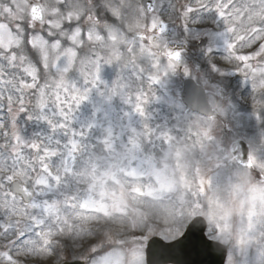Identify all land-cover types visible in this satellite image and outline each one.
<instances>
[{
    "label": "rangeland",
    "instance_id": "374dc122",
    "mask_svg": "<svg viewBox=\"0 0 264 264\" xmlns=\"http://www.w3.org/2000/svg\"><path fill=\"white\" fill-rule=\"evenodd\" d=\"M108 2L120 17L109 11L108 20L99 13L101 22L89 26L90 39L69 70L57 74L50 61L44 73L53 85L63 78L71 89L68 104L55 100L54 89L44 108L33 103L18 117L19 143L0 129V180L12 175L30 184L36 178L31 162L41 155L31 144H39L56 155L48 160L47 195L34 198L56 202L62 215L87 218L81 227H90L100 212L114 214L118 206L143 202L141 193L149 189L177 201L195 194L212 230L209 237L228 246L226 264H264V47L251 54L260 59L243 54V48L264 39V0H205L206 8L200 0H156L150 13L141 0ZM224 3L231 6L221 18L216 8ZM189 7L196 10L185 17ZM161 21L166 29L153 33ZM137 33L154 35L158 47ZM238 36L247 42L233 51ZM173 48L187 58L185 67L164 54ZM185 78L207 90L217 117H202L182 104ZM77 90L83 97L78 101L71 98ZM7 120L0 112V121ZM235 138L250 144L251 169L238 165L229 152ZM21 200L16 195L18 208ZM46 239L60 256L80 255L72 229L53 230ZM53 261L63 263L55 256ZM0 264L8 262L0 259Z\"/></svg>",
    "mask_w": 264,
    "mask_h": 264
},
{
    "label": "snow or ice",
    "instance_id": "6c2138e0",
    "mask_svg": "<svg viewBox=\"0 0 264 264\" xmlns=\"http://www.w3.org/2000/svg\"><path fill=\"white\" fill-rule=\"evenodd\" d=\"M230 6V3L217 6L221 18L228 15ZM200 7H208L205 0H200ZM34 10L39 11V16L34 15ZM195 10L189 7L185 17ZM109 11L120 17L118 7L108 0H91V4L88 0L82 4L80 0H52L48 4L44 0H0V112L8 116L7 122L0 121V129L6 138L11 134L19 143L15 133L18 117L27 114L33 103L44 108L49 91L54 89L52 95L58 103L68 104L66 97L71 89L63 78L53 85L44 78V73L50 61L57 74L67 72L73 57L83 51V41L90 39L89 26L94 21L101 22L98 15L101 12L105 13L104 19L111 20ZM157 27L164 30L161 23L154 25L151 31L154 33ZM141 39H152L153 47H158L154 35ZM246 42V38L238 36L237 44L230 47L235 51ZM261 47L264 45L258 41L243 48V54L251 57ZM164 54L174 60L182 55L180 51ZM251 58L260 59V56ZM96 79H99L98 74ZM71 98L78 101L83 97L77 90V95ZM137 110L143 111L139 107ZM61 115L65 113L61 111ZM27 118L31 120L33 116ZM76 147L73 141V149ZM31 148L41 155L31 162L30 174H36V178L24 188L30 197L27 205L21 200V207L16 206V194L10 187L14 183L12 175L0 180V186L5 189L0 193L3 197L0 200V259L8 264L12 260L22 264H54V256L63 264H204L200 258L211 254L209 234L212 230L195 194L177 201L170 194L149 189L146 195L141 193L143 202L133 203L131 207L118 206L114 214L100 212V218L92 220L90 227H81L88 223L87 218L62 215L56 202L34 198L47 195L43 189L50 187L48 160L56 153L35 143ZM33 185L40 190L32 192ZM65 206L68 207L67 202ZM65 229L74 230L79 241L80 255L75 260L60 256L46 239L53 230L63 232Z\"/></svg>",
    "mask_w": 264,
    "mask_h": 264
},
{
    "label": "water",
    "instance_id": "95a60500",
    "mask_svg": "<svg viewBox=\"0 0 264 264\" xmlns=\"http://www.w3.org/2000/svg\"><path fill=\"white\" fill-rule=\"evenodd\" d=\"M144 5L148 8V10H152L154 2L151 1V0H145L144 1ZM39 14H40L39 11L34 10V15L35 16H39ZM185 84H186L187 97H189L191 95V98L193 99V102H190V103L192 105H194V106H197V104H196L197 102L201 103L202 101H204V103H203L205 105L204 108L206 110H208L210 113H212L213 111L207 105L206 98H205V95L202 92V90L199 89L198 87H196L194 85V83L192 81H190V80H187L185 82ZM191 89H197V92H192ZM187 101L189 102L190 99L188 98ZM237 147L239 149H237ZM233 151L236 154V156H238L239 160L240 159H242V160L244 159L247 163L249 162L248 151L241 144H236L234 146ZM12 188L15 190V192L21 191L23 193H26V192H24V188H25L24 185L17 184L16 186H13ZM27 199H30V197L27 196ZM211 244H212L211 254L209 256H207V257H202L200 259L204 260V264H224L226 256H227L226 247L224 245H222V244L215 243L213 241H211ZM193 258H195V257H188L187 259H193Z\"/></svg>",
    "mask_w": 264,
    "mask_h": 264
},
{
    "label": "bare ground",
    "instance_id": "6f19581e",
    "mask_svg": "<svg viewBox=\"0 0 264 264\" xmlns=\"http://www.w3.org/2000/svg\"><path fill=\"white\" fill-rule=\"evenodd\" d=\"M254 19H255V18H254ZM259 25L262 26V22H261V21H260ZM254 69H256V68H254ZM253 71H254V72H251V76H254V77H255L256 74H258V73H257L256 70H253ZM75 217H76V216H75Z\"/></svg>",
    "mask_w": 264,
    "mask_h": 264
}]
</instances>
